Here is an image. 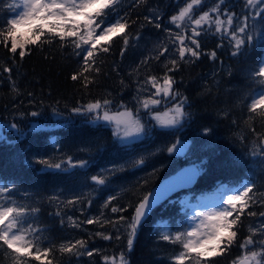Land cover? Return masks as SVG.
Returning <instances> with one entry per match:
<instances>
[{"label":"trees","instance_id":"1","mask_svg":"<svg viewBox=\"0 0 264 264\" xmlns=\"http://www.w3.org/2000/svg\"><path fill=\"white\" fill-rule=\"evenodd\" d=\"M12 2L0 3V23L3 17L11 14L7 4ZM185 2L122 0L118 11L128 13L130 43L121 55L124 44L117 38L108 53L98 56L99 73H84L92 81L87 87L83 78L72 80V75L81 71V58L74 54L73 47H61L59 40L42 48L29 46L30 51L26 49L23 59L19 50L13 54L0 44V134L6 137L5 141H0V183L14 181L19 187L16 198L23 202L27 192V202L39 207L38 223L46 229V241L56 247L53 264H106L105 257L118 259L120 253L125 254L128 264H174L172 258L181 251L180 245L160 239L157 229L163 224L171 231L186 226L193 212L191 203L186 201H197L225 185L231 187L246 176L255 180L254 191L264 193V170H261L259 158L248 155L254 139L248 123L264 134V122L257 119L246 123L249 112L245 100L258 87L249 72L261 53L253 50L247 55L233 57L227 37L221 38L214 31L202 32L197 37L199 59L190 58L193 63L178 62V70L167 73L175 81L174 89L187 97L186 111L191 113V119L179 131L155 126L135 100L136 89L147 77H163L167 71L165 64L171 67L169 61L173 57L178 59L166 30L179 31L170 22V17L177 14ZM214 2L205 0L196 14L208 11ZM222 7L239 16L245 3L244 0H225ZM157 15L159 18L153 23L144 19ZM156 23L160 28L155 26ZM137 34L139 40L135 39ZM157 44H166L169 48L158 60L151 58L158 54ZM213 51L216 59L211 58ZM146 58L151 59L142 64ZM138 66L139 70L135 71ZM5 67L11 72H5ZM13 82L16 91H13ZM105 98L112 101L113 111L121 104L133 113L139 108L140 116L146 119L148 135L122 144L113 136L111 126L93 123L91 114L77 115L71 111L74 107ZM169 102L166 107L155 110L171 107L174 101ZM54 109L59 116L54 117ZM32 111L40 115L33 117ZM224 111L228 112L226 117L222 115ZM12 122L21 126L22 136L18 137L4 127ZM205 128H210L211 134L204 135ZM237 134L246 136V143H241ZM178 138L188 146L187 150L183 155H170L166 147ZM68 157L73 162L87 161V167L60 171L46 169L36 162L40 159L60 162ZM141 158L144 164L136 166V161ZM191 163L199 169L194 186L156 207L138 229L129 251L125 228L119 224L113 227L107 221H119L121 216L130 221L135 205L145 194L161 180ZM63 167L67 168V165ZM97 174L107 177L104 186L92 182L91 177ZM110 196L116 199L105 207ZM76 197H79V203L67 205V200ZM112 207L127 210L113 213ZM247 211H254L257 216L245 213L241 217L236 243L223 255L210 258L209 264H232L242 255L239 245L250 234L249 227L264 221L259 215L264 212V199ZM69 216L80 226L71 227ZM97 218L100 223H86L87 219ZM104 235H111L112 239L106 240ZM117 235L120 239H116ZM70 240H84L86 250H92L93 255L88 256L84 249L81 250L85 252L83 255L60 253L59 246ZM0 264H12L3 251H0ZM30 264L39 262L32 260Z\"/></svg>","mask_w":264,"mask_h":264},{"label":"snow or ice","instance_id":"2","mask_svg":"<svg viewBox=\"0 0 264 264\" xmlns=\"http://www.w3.org/2000/svg\"><path fill=\"white\" fill-rule=\"evenodd\" d=\"M140 2L143 0H137V3ZM0 3H7V0H0ZM204 3L205 0H186L185 6L170 17V22L179 31H166H168L169 41L178 53V59L173 57L169 61L171 67L165 64L167 71L163 77L149 76L145 79L144 84L151 85L155 92L147 99L138 98V103L156 122L155 126L176 131L183 128L184 124L191 119V113L186 111V106H189L187 97L181 96L180 92L174 89L175 81L167 73L178 70V62L193 63L194 60L190 58L199 59L201 53L197 37L201 36L202 32L214 31L221 38H228L233 57L247 55L253 50L261 53L249 72L253 83L258 87L245 97L249 112L246 123L257 119L264 122V0H244L245 7L239 16L226 7H222L225 5V0H215L208 11H202L197 15L196 12ZM121 4L122 0H13L12 3L7 4L11 14L3 17V22L0 23V44L7 47L13 54L19 50V56L23 59L26 49L30 51L29 46L42 48L45 44H52L59 40L61 47L65 45L73 47L74 54L81 58V71L73 74L72 80L83 78L87 87L92 81L84 76V73L92 71L99 73L100 69L96 67L98 56L101 53H108L113 41L117 38L122 39L124 44L121 55L130 43L131 35L128 29L131 25L128 13L121 14L118 11ZM158 18V15L144 17L149 23H153ZM155 26L160 28L159 23ZM135 39H140L139 34L135 36ZM222 46L218 45V47ZM157 49L158 54L151 57L157 60L169 51L166 44H157ZM210 55L212 59H216L215 51ZM151 58H146L141 63L147 64L148 59ZM138 70L139 66L135 71ZM4 71L10 73L11 69L5 67ZM146 90L143 86L137 89L138 93ZM13 91H16L15 82H13ZM206 91L210 92L211 89ZM169 100L174 101L171 107L163 111L155 110L162 103L167 104ZM111 105L112 101L105 98L102 101L96 100L87 105L74 107L71 111L77 115L91 114L93 123L103 122L104 125L111 126L113 136L122 144H130L148 135V128L141 121L139 108L133 113L121 104L118 110L113 111ZM53 114L60 115L55 109ZM30 115L36 117L40 113L32 111ZM222 115L226 117L228 112L224 111ZM4 127L18 137L23 135L21 126L16 122ZM248 130L254 136L248 155L259 158L261 170H264V134L258 133L252 123H248ZM211 131L210 128H205L203 134L209 135ZM236 138L241 143L247 141L244 135L237 134ZM5 139L6 137L0 134V141ZM187 147L178 138L166 147V151L170 155H180L187 150ZM36 162L46 169L60 171L86 168L88 164L85 160L73 162L71 157L60 162H52L48 159H40ZM65 164L67 168L63 167ZM143 164V158L136 161V166ZM197 174L196 169L183 173L184 183L176 186L190 184ZM91 180L99 186L107 183V177L103 174L94 175ZM254 189H256L255 180L246 176L231 187L222 186L221 199L217 205L208 210L193 211L186 226L182 225L175 231L169 230L167 224L158 228L160 239L180 245L181 251L172 258L174 264H209L210 258L221 256L231 249L236 243L241 217L245 213L251 217L257 216L256 212L247 210L264 199V193H258V190L254 191ZM18 191L19 187L14 181L0 183V251L11 259L12 264H30L32 260L38 261L39 264H53L52 257L56 247L50 241H46L44 236L46 229L40 227L38 223L40 209L27 202L29 199L27 192L24 193L23 202L18 200L16 198ZM159 196V193L153 192L145 194L135 205L134 215L130 221L123 216L119 218V221H107L113 227L119 224L120 227L125 228L128 233L129 251L132 249L138 229ZM51 199H58V197ZM113 199L116 197L110 196L104 206L107 207ZM79 202V197L66 201L67 205L72 206ZM126 210L112 207L113 213ZM56 215L59 216L60 212L57 211ZM259 215L264 217V212ZM68 221L71 227L80 226L71 216L68 217ZM63 223L61 218V224ZM86 223H100V220L87 219ZM249 233L239 245L242 255L233 260L232 264H264V222L250 226ZM97 235L100 234L97 233ZM103 238L112 239V236L104 235ZM116 239H120V235H117ZM82 249L86 250L84 240H70L62 243L58 251L62 254L83 255L85 252H82ZM86 254L92 256L93 251L86 250ZM104 259L106 264H128L124 253H120L118 259L115 256Z\"/></svg>","mask_w":264,"mask_h":264},{"label":"water","instance_id":"3","mask_svg":"<svg viewBox=\"0 0 264 264\" xmlns=\"http://www.w3.org/2000/svg\"><path fill=\"white\" fill-rule=\"evenodd\" d=\"M184 154V153H183ZM182 155V154H180ZM196 169L197 175L195 179L190 184H184V186L177 187L176 185L183 184L182 174L188 172L189 170ZM199 176V170L195 164H187L180 168L178 171L173 173L172 175L164 178L162 181H160L157 185H155L150 192L153 193H159V199L155 201V203L152 205L151 209L148 212L147 218L151 214V212L158 207L160 204L166 202L168 199H170L173 195L176 193H179L180 191L190 189L194 186L195 181L197 180ZM171 189V190H169ZM154 199V197H153ZM146 218V219H147ZM146 219L142 222V224L146 221ZM141 224V225H142Z\"/></svg>","mask_w":264,"mask_h":264},{"label":"rangeland","instance_id":"4","mask_svg":"<svg viewBox=\"0 0 264 264\" xmlns=\"http://www.w3.org/2000/svg\"><path fill=\"white\" fill-rule=\"evenodd\" d=\"M141 86H143L144 88H146L147 90L146 91H142V92H139L135 91V100L137 102V104L139 105V108L143 111H145L141 105L138 103V98H141V99H147L151 96L152 93L155 92V89H152L151 88V85H145V84H142ZM157 99H160V97H156ZM168 104H170V102H168L167 104L165 103H162L161 105L158 106V108H161V107H166ZM147 116L150 118L149 114H147ZM54 117H57L56 115H54ZM141 121L145 124V121L146 119H143L141 116ZM154 123H156L155 121H153ZM142 138V137H141ZM140 139V138H139ZM138 140V139H136ZM221 199V190L217 191V192H214L210 195H206V196H203L201 198L198 199V201H186L188 203H191V208H192V211H199V210H208L210 209L211 207L213 206H216L218 201ZM264 222V221H263Z\"/></svg>","mask_w":264,"mask_h":264}]
</instances>
